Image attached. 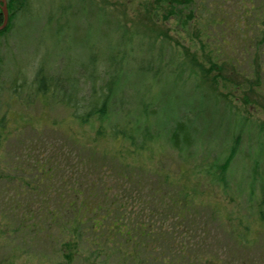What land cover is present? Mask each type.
<instances>
[{
	"label": "rangeland",
	"instance_id": "1",
	"mask_svg": "<svg viewBox=\"0 0 264 264\" xmlns=\"http://www.w3.org/2000/svg\"><path fill=\"white\" fill-rule=\"evenodd\" d=\"M200 1L198 9L185 12L192 19L184 30L180 21H169L163 13L156 16V0H32L0 36V93L6 101L18 72L21 80L25 76L32 81L42 66L48 76L58 79L57 97L76 101L80 91L91 93L94 59L98 67L94 87L100 95L113 78V58H128L101 121L95 116L84 124L70 119L71 112L62 104L44 111L39 102L24 100L22 109L10 110L15 119L12 126H22L18 111L23 110L25 117L37 119L30 127L33 132L41 130L44 143L68 148L61 128L65 127L100 151L130 153L126 162L143 167L140 174L151 185L168 176L170 190L187 186L194 195L193 213L178 225L192 242H200L196 253L202 264H264V25L251 17L253 40L246 47L242 43L232 47L224 39L216 56L213 39L201 35V43L196 38L200 30L208 31L200 14L207 18L219 8L222 14L217 16L225 14L237 22L240 0ZM200 6L207 7L206 12L201 13ZM211 28L213 37L226 34L225 27ZM163 34L169 39H163ZM227 35L229 41L235 40L234 32ZM152 39L156 47L165 42L161 61L155 59L158 52L151 49ZM149 62L154 68L162 65L157 78L146 72ZM30 96L33 101L35 95ZM144 102H149L147 111L142 109ZM179 123L191 141L176 150L170 136ZM55 124L59 131L54 130ZM116 127L133 130L134 141L114 139ZM33 132L11 134L19 133L18 140L24 143L40 138ZM145 132L151 140H144ZM7 137L0 150V167L21 153L17 137ZM230 156L223 176L221 166ZM12 179H1L2 186L15 184L12 189L0 186V264L8 257L15 264H65V256L53 248L47 250L37 238L24 239L16 233L18 210H11L15 204L9 200L16 199L20 181ZM4 191L9 192L8 200ZM73 264L88 263L77 257Z\"/></svg>",
	"mask_w": 264,
	"mask_h": 264
},
{
	"label": "trees",
	"instance_id": "2",
	"mask_svg": "<svg viewBox=\"0 0 264 264\" xmlns=\"http://www.w3.org/2000/svg\"><path fill=\"white\" fill-rule=\"evenodd\" d=\"M31 1L6 0L10 18L8 27L0 30V36L8 32L15 15L20 10H25ZM201 2L156 0L154 10L156 16L163 13V17L169 21L171 19L180 21L185 30L189 19H192L191 16H186L185 12H193L190 9H195V6L198 9ZM237 4L240 6L241 16L237 22H231L225 14L217 16L218 13L222 14L219 8L216 10L217 14H209L207 18L200 14V18L206 21L204 27L208 28L210 33L207 31L205 34L200 30L201 34L196 35V38L201 43H203L201 35L207 40L213 39L216 56L219 53L218 46L224 45V39L231 43L232 47L241 43L246 47L248 40L250 42L253 40L251 39L253 29L249 27L253 21L249 20L251 17H254L257 24L264 25V0H240ZM2 6L3 4H0V26L5 17ZM200 8L201 13L207 10V7ZM151 14L152 12L149 13ZM214 26L225 27L226 34H221L218 38L213 37L211 27ZM229 32H234L236 36L234 41L227 39ZM163 36V39H169L167 34ZM149 42L151 49L157 48L158 54L155 59L161 61L165 42L161 47H156L157 43L153 39ZM125 58L120 56L118 61L113 58L115 62L111 66L114 67L112 71L114 75L106 87L107 94L104 92L98 95L94 87L98 79V67L94 59L90 64L94 70L89 74L93 86L90 88L91 93L84 95L80 91L76 101L71 98L61 100L57 97L55 89L58 79L48 76L42 66L33 73L32 81L25 76L21 80L18 77L22 72H18L12 79L10 94L6 101H3L0 93V150L3 143L8 140L7 136L11 139L17 137L18 151L21 149L19 156H14L12 161H3L4 165L0 167L2 189L15 187V184L2 186V178L20 181L19 188L15 191L16 199L9 200V203L18 206L17 209L13 208L15 205L11 206L13 212L18 210L15 216L17 225L15 228L18 231L16 233H20L24 239L37 238L47 250L53 248L59 256H65L67 259L65 264H73L77 257L85 258L88 264H202L196 253L198 252L196 246L200 242H192V239L187 237L188 232L184 229L182 231L178 225L182 220L189 219L195 208L193 205L195 203L192 202L194 195L190 194L187 186L182 187L180 192L170 190L172 184L169 185L168 176L160 178L158 184L151 185V182H147L140 174L139 169L144 171L143 167H134L126 162V154L131 156L130 153L124 155L119 152L100 151L94 144L83 141L80 136L79 138L70 134L65 127L61 128L64 129L63 135L66 137L68 148L52 145L48 141L44 143L41 141L43 136L41 130L33 132L35 129L30 127L37 119L25 117L22 114L23 110L18 111L22 118V126H15V129L12 126L15 119L10 115V110L13 106L22 109L24 100L29 104L39 102L44 111L50 106L62 104L71 112L70 119L80 120L84 124L89 123L95 116L101 121L107 115L105 109L111 101L117 79L125 70ZM213 64L216 69L217 64L215 62ZM157 67L154 68L149 62L146 72L157 78L164 70L160 64ZM75 84L77 87L81 86L77 81ZM2 87L3 85H0V91ZM32 93L35 95L33 101L30 96ZM148 103L142 104L143 110H148L146 109ZM4 108L6 110L1 114ZM57 125H54V130L59 131ZM184 127L179 123L170 136L171 144L176 150L190 145L191 135H183ZM24 129H30L34 136H38L36 139L40 137L35 140L39 143H35L34 140L23 143L18 140L19 133L12 137L11 133L14 130L16 133ZM113 132L114 139L126 138L134 141L133 130L126 132L125 129L122 131L116 127ZM143 137L145 141L151 140L146 132ZM145 144L141 149H146ZM139 149L133 150L132 153L135 154ZM230 158L231 156L221 166L223 176L230 164ZM4 192L8 196L9 192ZM0 195L3 197V192L0 191ZM193 255L196 256L195 260ZM2 264L15 262L8 257Z\"/></svg>",
	"mask_w": 264,
	"mask_h": 264
},
{
	"label": "water",
	"instance_id": "3",
	"mask_svg": "<svg viewBox=\"0 0 264 264\" xmlns=\"http://www.w3.org/2000/svg\"><path fill=\"white\" fill-rule=\"evenodd\" d=\"M0 4H3L2 9H3V14L5 15L4 22L0 26V30H4L7 27L8 20H9V15H8V9H7L6 0H0Z\"/></svg>",
	"mask_w": 264,
	"mask_h": 264
}]
</instances>
